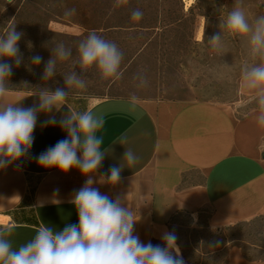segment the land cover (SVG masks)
<instances>
[{"label":"crops","instance_id":"1","mask_svg":"<svg viewBox=\"0 0 264 264\" xmlns=\"http://www.w3.org/2000/svg\"><path fill=\"white\" fill-rule=\"evenodd\" d=\"M34 93L10 89L7 102L25 97L21 106L29 107L38 102ZM239 94L248 99L252 95L242 79ZM237 105L182 99L133 102L118 96L68 99L59 112L40 113L30 156L17 162L19 169L11 165L0 170V217L5 218L0 225H16L10 237L16 248L34 238L41 222L54 231L78 223L71 200L86 177L77 169H45L35 160L67 136L59 123L42 126L43 122L49 116L59 121L69 109H91L104 116L97 135L103 139L102 148L110 151L95 180L122 163L125 147L140 157L137 165L122 170L118 185L93 186L113 199L127 197L125 206L140 217L134 234L143 243L162 240L179 213L197 218L208 211L210 229L264 214V128L253 119L257 106L239 113ZM121 137L127 139L124 146L117 142ZM225 264H264V259L248 260L241 249L231 248Z\"/></svg>","mask_w":264,"mask_h":264},{"label":"rangeland","instance_id":"2","mask_svg":"<svg viewBox=\"0 0 264 264\" xmlns=\"http://www.w3.org/2000/svg\"><path fill=\"white\" fill-rule=\"evenodd\" d=\"M2 1L14 4L17 0ZM36 1L39 8L49 7L48 22L39 20L36 12L16 16L0 5V35L14 24L24 34L19 42L24 60L19 67L13 66L10 89L38 92L41 87H66L63 75L72 70L79 41L95 31L115 42L123 52L120 70L124 75L119 80H104L95 69H90L84 74L86 88L74 89L68 99L131 98L134 94L137 99L239 104V113L257 106L239 94L241 67L255 62L246 42L226 36L220 49L205 42L220 31L221 19L233 6H241L251 22L264 15V0H193L187 10L183 0ZM73 8L75 14L65 16V11ZM137 8L143 12L140 21L131 19V11ZM60 41L73 49V58L58 62L56 76L44 81L45 63L51 58V48ZM37 54L43 61L32 65L30 57ZM74 70L80 74L79 66ZM137 72L147 77L146 87H137L138 81L133 79ZM208 215L205 211L194 218L182 213L171 223V232L176 234L189 264H225L231 248L241 249L248 260L264 259V214L218 229L208 227ZM151 243L163 246L162 240Z\"/></svg>","mask_w":264,"mask_h":264},{"label":"clouds","instance_id":"3","mask_svg":"<svg viewBox=\"0 0 264 264\" xmlns=\"http://www.w3.org/2000/svg\"><path fill=\"white\" fill-rule=\"evenodd\" d=\"M75 11L74 8L68 9L64 14L72 16ZM142 18L143 12L139 8L131 11L132 20L140 21ZM219 28L220 31L208 37L206 42L203 37L204 42L213 49H220L226 36L243 39L249 55L255 59L254 63L242 65V83L258 107L253 119L258 127L264 128V15L250 22L245 10L235 5L221 19ZM23 35L16 30L15 24L0 35V170L11 165L17 169L22 167L17 162L30 156L38 115L51 114L53 109L59 112L74 89L86 88L84 74L90 69H95L104 80H119L124 75L120 70L124 54L117 44L90 31L77 45L72 70L63 75L66 87L55 90L41 87L33 94L38 97V102L29 107L21 106L25 97L17 102H7L13 66L19 67L24 60L19 49ZM51 53L42 73L44 81L56 76L58 62L73 58V49L63 41L55 43ZM30 61L38 66L43 57L33 55ZM76 66H79L80 74L74 70ZM133 79L138 81L137 87L143 88L148 84L143 72H137ZM136 99L133 94L131 100L134 102ZM57 123L67 134L66 138L48 147L35 160L42 168H56L63 173L77 169L86 177L84 185L74 192L71 200L78 223L66 224L62 230L54 231L41 222L34 238L16 248L10 239L16 225H0V264H185L174 232L162 234L163 246L143 243L134 234L140 217L132 208L125 206L127 197L118 195L113 199L93 186L96 183L118 185L122 170L132 168L140 161L132 148L125 147L120 165L110 166L108 173L99 181L93 178L110 151L108 147L102 148L103 139L97 135L104 127V116L91 109H69L59 121L55 116H49L42 126ZM117 142L124 146L127 139L121 137Z\"/></svg>","mask_w":264,"mask_h":264},{"label":"trees","instance_id":"4","mask_svg":"<svg viewBox=\"0 0 264 264\" xmlns=\"http://www.w3.org/2000/svg\"><path fill=\"white\" fill-rule=\"evenodd\" d=\"M0 5L3 6L4 8L12 10L16 14V16H18L20 14L22 15L24 13L31 15L32 13L35 14V12H36V13H38L36 15V17L39 20H42L44 22L49 21V17L51 14L48 6H43L42 8L41 7L39 8V5H38L36 0H17L14 4L8 3L6 1H2L0 3ZM30 20L32 21V19H30ZM34 24H36V23H34ZM179 214H182V213H179ZM179 214H177V215H179ZM177 215L173 218V220L177 217ZM173 220L171 221V223L173 222ZM171 223H170V226H171ZM170 232H171V229H170ZM176 244L181 251L180 254L183 257L185 264H189L184 258V252H183V248H182L181 244L178 241H176Z\"/></svg>","mask_w":264,"mask_h":264},{"label":"water","instance_id":"5","mask_svg":"<svg viewBox=\"0 0 264 264\" xmlns=\"http://www.w3.org/2000/svg\"><path fill=\"white\" fill-rule=\"evenodd\" d=\"M11 1V0H8ZM184 1V9L187 10L188 7L191 5V3L193 2V0H183ZM5 218L4 217H0V221H4Z\"/></svg>","mask_w":264,"mask_h":264}]
</instances>
